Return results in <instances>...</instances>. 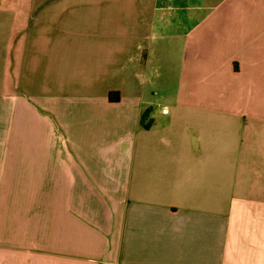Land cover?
Returning a JSON list of instances; mask_svg holds the SVG:
<instances>
[{"label": "crops", "instance_id": "1", "mask_svg": "<svg viewBox=\"0 0 264 264\" xmlns=\"http://www.w3.org/2000/svg\"><path fill=\"white\" fill-rule=\"evenodd\" d=\"M193 1L0 0V264H264V0Z\"/></svg>", "mask_w": 264, "mask_h": 264}, {"label": "rangeland", "instance_id": "2", "mask_svg": "<svg viewBox=\"0 0 264 264\" xmlns=\"http://www.w3.org/2000/svg\"><path fill=\"white\" fill-rule=\"evenodd\" d=\"M193 2L203 5V7H201L198 10V13L200 15L199 17L200 19L204 18L208 11L207 1L206 0H195ZM151 25L148 27L149 29L147 28L148 29L147 34H149V42L152 44V47H151L152 56L151 57L154 58V54H155L154 49L156 48L158 43H166L168 46L166 66L163 67L165 69H161L160 67L157 66L156 64L157 59L152 63L149 69V74L151 78L154 80V83H153L154 89L157 91L159 90L174 91L178 87V79L180 78V74H181V72H179L178 64L186 56L184 55V53L179 54L180 52L176 50L175 44L179 43L178 41L183 42L184 38L179 37L178 35L177 36L174 35L178 31L177 24L176 25L174 24L171 27L166 25V27L164 28H158L157 27L158 25L155 27ZM153 32H156V33L154 34ZM203 39L204 40L200 42V45H203V46L200 47L201 49L199 50V54L194 56L200 62L199 70L203 68V66L201 65V61H202V57H205V33L203 35ZM198 74H199V80H200L202 76L201 71H199ZM160 101H161L160 105L170 102L169 99H165V98H161Z\"/></svg>", "mask_w": 264, "mask_h": 264}, {"label": "trees", "instance_id": "3", "mask_svg": "<svg viewBox=\"0 0 264 264\" xmlns=\"http://www.w3.org/2000/svg\"><path fill=\"white\" fill-rule=\"evenodd\" d=\"M109 97L111 100L115 101V100L119 99V94H118V92H110Z\"/></svg>", "mask_w": 264, "mask_h": 264}]
</instances>
